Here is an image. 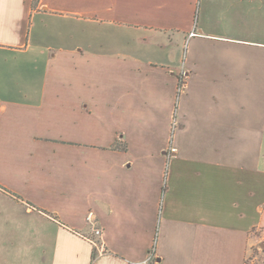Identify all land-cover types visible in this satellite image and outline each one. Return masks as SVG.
<instances>
[{
    "label": "crops",
    "instance_id": "1",
    "mask_svg": "<svg viewBox=\"0 0 264 264\" xmlns=\"http://www.w3.org/2000/svg\"><path fill=\"white\" fill-rule=\"evenodd\" d=\"M258 15L0 0V264H264Z\"/></svg>",
    "mask_w": 264,
    "mask_h": 264
},
{
    "label": "rangeland",
    "instance_id": "2",
    "mask_svg": "<svg viewBox=\"0 0 264 264\" xmlns=\"http://www.w3.org/2000/svg\"><path fill=\"white\" fill-rule=\"evenodd\" d=\"M255 4L259 7L260 15L256 17V19L253 21V24L251 27L248 28V33L250 34L249 37L244 38H250L253 40H257L259 42H264V0H254ZM257 254H260L259 252ZM255 256H257L255 254ZM259 256V260L255 261L254 264H261L259 261L262 260V257ZM252 260H248V264H251Z\"/></svg>",
    "mask_w": 264,
    "mask_h": 264
},
{
    "label": "built area",
    "instance_id": "3",
    "mask_svg": "<svg viewBox=\"0 0 264 264\" xmlns=\"http://www.w3.org/2000/svg\"><path fill=\"white\" fill-rule=\"evenodd\" d=\"M93 219H94V217H93L92 215H90V216L88 217V221H90V222L93 221ZM101 235H102V230H101L100 228H95V229L93 230V236H94V238H92V242H93L94 244H96V246H97L98 248H100V249L102 250V246L100 245L99 242L96 241V238H99Z\"/></svg>",
    "mask_w": 264,
    "mask_h": 264
},
{
    "label": "trees",
    "instance_id": "4",
    "mask_svg": "<svg viewBox=\"0 0 264 264\" xmlns=\"http://www.w3.org/2000/svg\"><path fill=\"white\" fill-rule=\"evenodd\" d=\"M37 1V0H36ZM183 86V82H182V79H180V87H182ZM119 148V145L118 144H115L114 146H113V148L115 149V148ZM119 149H122L123 151H125L126 149H127V146L126 145H123L121 148H119ZM155 246H154V248L152 249V251H151V254H152V256L154 255V253H155ZM95 256H96V253H94V259H95Z\"/></svg>",
    "mask_w": 264,
    "mask_h": 264
}]
</instances>
